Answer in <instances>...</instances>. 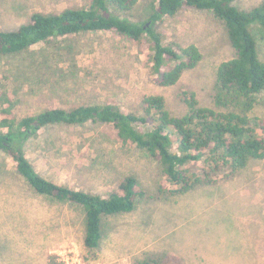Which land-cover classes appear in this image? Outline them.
<instances>
[{
	"label": "rangeland",
	"instance_id": "1",
	"mask_svg": "<svg viewBox=\"0 0 264 264\" xmlns=\"http://www.w3.org/2000/svg\"><path fill=\"white\" fill-rule=\"evenodd\" d=\"M90 0H0V30H15L32 13L83 8ZM260 0H236L249 10ZM145 0L130 12L111 9L131 23L144 20ZM164 44L195 46L201 60L178 81L159 87L148 66L145 42L113 32L51 38L28 50L0 56V91L10 94L13 113L22 118L58 107L113 105L142 114L145 96L163 98L172 117L186 111L183 94L198 107L213 108L215 73L233 58L223 23L207 11L186 9L156 26ZM258 58L264 63V39L251 27ZM249 116L264 120V94ZM43 178L100 196L134 176L142 191L134 210L102 218L94 250L83 244L84 214L79 206L36 194L0 151V264H139L166 257L180 264H264V160L250 161L231 178L171 193L159 164L131 144H123L105 125L49 126L21 143ZM201 168V167H199Z\"/></svg>",
	"mask_w": 264,
	"mask_h": 264
},
{
	"label": "trees",
	"instance_id": "2",
	"mask_svg": "<svg viewBox=\"0 0 264 264\" xmlns=\"http://www.w3.org/2000/svg\"><path fill=\"white\" fill-rule=\"evenodd\" d=\"M140 0H90L83 8L58 13L31 14L15 30H0V56L18 54L55 37L92 32H113L134 42H145L148 66L159 87L174 85L184 71L201 60L195 46L164 44L156 26L164 18L186 9L207 11L223 23L234 56L215 73L213 108L198 107L193 95L183 94L187 111L172 117L162 97L145 96L142 114L122 112L113 105H82L71 109L52 107L18 118L9 93L0 91V151L8 155L17 174L36 194L58 203L79 206L84 214L83 244L98 247L102 218L130 213L142 198L137 179L128 175L105 196L70 189L40 176L21 149V143L42 129L85 123L111 127L123 144H131L158 162L164 177L161 189L178 186L171 193H185L198 184H212L217 177L231 178L253 160H264V120L249 116L256 97L264 94V63L258 58L255 27L264 39V0L240 10L236 0H145L144 20L131 23L111 10L130 12ZM201 167V168H199ZM264 209V199H263ZM139 264H180L174 257Z\"/></svg>",
	"mask_w": 264,
	"mask_h": 264
},
{
	"label": "built area",
	"instance_id": "3",
	"mask_svg": "<svg viewBox=\"0 0 264 264\" xmlns=\"http://www.w3.org/2000/svg\"><path fill=\"white\" fill-rule=\"evenodd\" d=\"M61 261L63 262V264H74L71 263L72 260H69L67 257H63ZM75 264H80V263L78 261H75Z\"/></svg>",
	"mask_w": 264,
	"mask_h": 264
}]
</instances>
